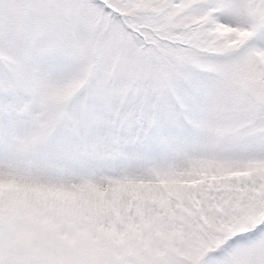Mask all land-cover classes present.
Instances as JSON below:
<instances>
[{"label": "snow or ice", "instance_id": "obj_1", "mask_svg": "<svg viewBox=\"0 0 264 264\" xmlns=\"http://www.w3.org/2000/svg\"><path fill=\"white\" fill-rule=\"evenodd\" d=\"M0 264H264V0H0Z\"/></svg>", "mask_w": 264, "mask_h": 264}]
</instances>
